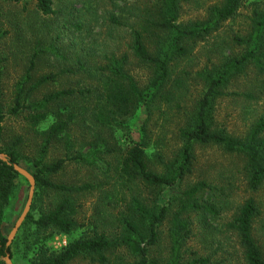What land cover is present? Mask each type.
<instances>
[{"label":"trees","instance_id":"trees-1","mask_svg":"<svg viewBox=\"0 0 264 264\" xmlns=\"http://www.w3.org/2000/svg\"><path fill=\"white\" fill-rule=\"evenodd\" d=\"M34 1L39 15L56 14L54 0ZM116 1L128 6L121 9V14L126 17L127 11L129 17L112 14L111 20L118 26L129 25V49L149 70L147 81L142 83L130 71V54L112 53L100 67L93 88L49 91L38 99V90L57 82L59 74L51 72L34 79L36 63L49 52L37 47L8 105H4L0 91V153L8 157V161L0 159V226L22 177L14 164L20 165L24 157L21 136L8 146L2 145L3 123L9 114L40 132L42 139L30 161L36 187L24 225L41 233L57 231L66 235L83 229L61 249L41 244L31 264H227L230 259L224 253H202L190 246L194 238L200 237L204 245L206 239L213 238L208 229L214 228L211 223L221 218L227 202L208 177L190 180L198 165V147H216L243 158V172L252 192L264 186V114L241 136L215 121L217 102L228 95L226 90L233 81L253 73L256 78L249 82L255 87L264 78V2L253 9L248 32L232 37L240 52L226 55L198 73L204 84L202 93L190 109L176 112L178 119L173 128L165 126V118L162 133L154 140L151 122L156 111L161 106L183 109L184 77L177 73L178 62L188 57L197 43L234 19L246 0H208L204 3L205 16L187 21H181V11L184 4L194 0ZM262 82L264 85V79ZM47 121V127L40 130ZM86 121L96 129L79 154L49 161L52 146L62 140L70 144V131ZM105 129L114 134L121 132L126 143L110 147ZM169 134L178 140L177 147L168 144ZM153 144L159 161L151 167L148 150ZM103 153L117 158L113 168L116 181L109 189L97 182L66 185L54 180L69 160L95 167ZM105 167L109 172L110 164ZM96 191L101 199L95 203L94 214L79 219L81 211L73 198ZM50 195H60L62 200L47 210L39 207ZM261 214L259 202L250 197L224 225L237 239L243 264H264V249L255 234ZM7 241L8 237L0 233V264H7V254L14 257L13 244L7 246Z\"/></svg>","mask_w":264,"mask_h":264},{"label":"rangeland","instance_id":"rangeland-1","mask_svg":"<svg viewBox=\"0 0 264 264\" xmlns=\"http://www.w3.org/2000/svg\"><path fill=\"white\" fill-rule=\"evenodd\" d=\"M206 1L208 0H194L184 4L181 21L203 18ZM263 2L264 0H246L234 19L227 22L206 41L197 43L193 52L178 62L177 73L184 77L185 97L181 101L183 109L175 106L174 110H171L169 106H161V109L156 111L151 122L154 140L162 133L165 118L167 119L165 126L171 125L173 128L178 119L176 112L190 109L192 103L202 93L204 84L198 73L206 66L219 63L226 55L240 52V47L234 46L232 37L248 32L249 18L253 9ZM54 8L56 14L47 17L37 13L34 0H21L20 3L0 0V35H2L0 37V91L4 105L11 102V93L29 68L31 55L37 47L46 48L49 52L36 63L34 79L37 81L42 75L51 72L59 74L57 82L38 90V99L49 91L93 88L98 83L100 67L106 63V58L112 53L118 56L124 52L130 54V71L142 83L147 81L149 70L134 58L129 49L131 42L129 25L118 26L111 20L112 14H116L118 18L122 16L123 19H128L127 11L126 17L121 14V9L128 8L127 5H122L116 0L115 2L114 0H54ZM177 78L175 76V80ZM255 78V74L248 73V76L236 79L226 90L228 95L217 102L215 121L219 126L227 127L234 135H244L255 119L264 114L262 82L264 78L254 87L249 79ZM49 121L40 130L45 129ZM3 124L5 133L2 145L8 146L12 140L21 136L24 139L21 148L24 157L21 159L20 166L33 175L30 161L42 141L40 132L27 128L22 119L9 114ZM95 129L89 121L80 123L70 131L71 143L67 144L65 140L56 142L50 150L48 160L75 157L79 154L81 146L88 144ZM104 135L109 137L110 147H118L119 144L126 143L125 137L119 131L114 134L113 131L105 129ZM167 140L170 141L168 144L172 148L177 147L178 140L171 134L167 136ZM86 151L88 150L86 149L85 153ZM148 151L150 165L154 167L159 161L156 145L153 144ZM101 155L95 167H89L81 160H69L60 175L54 176V180L66 185L97 182V184L103 183L104 189H109L116 181L113 168L117 158L113 154ZM197 155V169L190 182L208 177L211 183L221 189L222 197L227 198V202L221 218L211 223L215 229H208L213 238L206 239L205 245L200 237L194 238L190 241V246L199 249L202 253H210L214 250L217 251L218 256L224 253L230 259L227 264H243L237 239L224 225L231 220L242 202L254 197L262 209V214L255 223V234L264 249V186L257 192L251 191L243 172L242 157L226 153L216 147H198ZM106 163L111 166L107 173ZM29 192L30 183L22 176L18 179L15 196L6 205V215L0 226V233L7 237L10 235L25 209ZM100 197L101 195L96 191L79 193L73 198L81 211L79 219L89 218L94 214L95 203L101 199ZM61 200L60 195H50L38 206L47 210ZM111 207L114 210L113 205ZM193 220L195 226L198 225L197 217L194 216ZM82 231L83 229H78L72 235L57 231L41 233L23 223L11 243L14 250L11 261L13 264H31L34 253L41 244L58 250L80 236ZM161 248L166 249V246ZM75 264H85V261H78Z\"/></svg>","mask_w":264,"mask_h":264},{"label":"water","instance_id":"water-1","mask_svg":"<svg viewBox=\"0 0 264 264\" xmlns=\"http://www.w3.org/2000/svg\"><path fill=\"white\" fill-rule=\"evenodd\" d=\"M0 159L4 160V161H8V157L6 154L4 153H0ZM14 168L22 175L24 176L30 183V192H29V198L27 203L25 204V209L22 213V215L19 217V219L17 220L13 230L11 231L10 235L8 236V241H7V246H10L12 243V240L14 239L17 231L20 229L21 225L23 224V222L25 221L28 213L30 212L31 209V203L33 202V198H34V193H35V187H36V181H35V177L25 168L21 167L18 164H14ZM6 263L7 264H13L10 258V255L7 254L6 257Z\"/></svg>","mask_w":264,"mask_h":264}]
</instances>
